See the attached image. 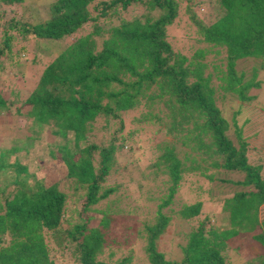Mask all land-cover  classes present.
Returning <instances> with one entry per match:
<instances>
[{
	"label": "trees",
	"instance_id": "1",
	"mask_svg": "<svg viewBox=\"0 0 264 264\" xmlns=\"http://www.w3.org/2000/svg\"><path fill=\"white\" fill-rule=\"evenodd\" d=\"M179 1L182 0H52L45 20L24 19L21 8H10L16 15L10 9L7 16L0 12V55L9 61L14 58V34L24 41L33 38L43 49H49L44 44H55L78 32L83 34L82 30L90 27L85 34L65 41L43 67L24 101L29 105L25 114H19L17 108L11 111V102L0 93V114L4 115L0 120L7 128L10 121L15 130H21L19 122H23L24 137L31 139L41 134L42 126L55 128L52 134L59 139L52 146L65 166V177L74 181L73 191L67 195L57 181L44 185L42 178L29 180L22 161L26 149L16 144L20 139L8 138L10 145L0 147V264H67L69 256L75 258L70 263L105 264L96 261L95 256L103 246L101 230L108 228L111 217L103 211L94 227H87L91 216L79 217L72 224L62 219L66 223L62 229L59 224L65 197H83L80 212H84L118 190L121 184L101 190L100 182L109 172L115 151L120 152L125 142L136 143L135 138L148 127L157 152L153 172L159 171L165 179L160 181L159 195L154 197L158 204L153 224L134 230L144 239L145 262L224 264L222 252L235 240L242 243L243 236L264 246L262 164L255 149L247 158V144L240 138L234 116L231 121L236 145L224 134L228 123L221 115L222 99L217 95L230 80L237 85L238 97L253 98L245 92L258 83L243 84L235 61L254 58L259 61L257 68H264V0H199L208 6L217 3L221 9L218 17L206 23L194 18L197 1L185 0V10L197 28L196 41L208 45L188 55L174 52L165 40ZM133 2L144 5L145 15L141 19L123 18L122 12ZM22 3L24 0H0V11L5 8L3 4ZM113 15L116 22L104 26ZM221 49L225 54L223 70L210 57ZM2 83L0 77V87ZM142 100L144 109L139 113V122L124 132L119 112L133 109ZM14 115L19 118L13 119ZM114 119L117 127L113 132L97 139L95 130L107 129ZM161 135L170 138L162 139ZM205 165L243 173L239 180L226 179L240 188L219 199L215 196V202L221 199L218 211L213 206L202 210L200 200L182 202L173 209L174 195L187 175L199 170L202 176L213 179L212 173L205 174ZM9 185L12 187L7 189ZM116 201L119 204L120 197L112 205ZM201 214L204 215L180 246V261L165 259L156 242L167 238L163 232L172 220ZM260 257L264 264V254ZM122 263L123 259L116 264Z\"/></svg>",
	"mask_w": 264,
	"mask_h": 264
},
{
	"label": "rangeland",
	"instance_id": "2",
	"mask_svg": "<svg viewBox=\"0 0 264 264\" xmlns=\"http://www.w3.org/2000/svg\"><path fill=\"white\" fill-rule=\"evenodd\" d=\"M51 1L24 0V3L20 5L3 4L5 8L0 12H3V15L7 16V9L18 8L20 10L21 8L20 15L22 18L45 20L48 17L47 5ZM193 1H197L193 7L195 20L206 23L213 21L221 13V9L217 3L208 6L203 1ZM179 2L175 18L170 26H167L165 40L174 52L188 55L189 52L194 51L196 48L208 45L196 41L195 38H198L197 28L193 22L194 20L192 21L189 17L190 13L188 14L185 10L186 1L182 0ZM10 10L14 11V9ZM145 11L144 5L139 2H133L123 11L124 13L122 12V17L125 19L133 17L141 19L145 15ZM14 13L16 15L17 12L14 11ZM114 22H116V19H114L113 15L105 22L104 26ZM89 29L88 25V28L82 30V33L85 34ZM83 34H79L78 32L62 41H57L55 44H44L49 46V49H43L42 45H39L33 38L24 41V39L16 36V34L13 35L16 37L13 39L14 45L12 46L14 58H11V61H9L7 60V56L0 55V66H2L0 67V77H3V86L0 87V93L7 102H11V111L17 108L19 114H25L29 105L24 103V101L27 94L35 86L37 77L40 75L43 67L50 62L51 58L58 52L65 41L70 42L71 39ZM21 46H23V49L20 48ZM224 56L225 54L222 49L217 54L212 55L211 53L210 56L213 59V64H217L222 70L225 67ZM208 59L206 58L207 61ZM213 64L210 65V70H212ZM257 66H259V61L254 58L235 61L237 73H242L243 84L258 83L256 88H249L245 92V95L252 96V99L238 97L237 85L230 80L226 89H219L217 95L222 99L219 102L221 103V115L228 123V129L224 134L231 140L233 145H236L234 127L231 121L232 116H234L235 123L240 128V138L247 144V158L249 159L252 149H255L254 153L257 154L258 160L261 161L262 169L260 176L262 178L264 177V68H257ZM217 83L218 81L214 79V85H217ZM143 109L142 100L133 109L119 112L124 132L128 128L136 127L135 125L139 122V113ZM1 116L4 115L0 114ZM15 116H13V119L19 118H14ZM7 120L9 119L7 118L6 122ZM1 122L0 120V147H8L10 143L7 144V141L10 137L20 139L16 144L26 149L22 161L24 160L27 166L28 179L33 181L42 178L44 185L57 181L60 186H64L63 190L66 191L67 195L70 194V191L74 187V181L65 177V166L60 159L58 151L53 147L55 146V141L59 139L58 136L52 134L55 128L42 126L41 134L39 133L40 135H37L35 139H31L24 137L26 132L23 128V122H19L21 130H15L10 121L7 123L9 128L6 127V124H3L4 122ZM116 122L117 119H114L111 122L112 125L108 124L107 129L95 130L96 138L100 139L101 134L113 132L112 130L117 127ZM99 125L100 121L96 123V127ZM160 126L162 127V124ZM144 131L145 133L140 132L138 134V138L134 137L137 140L136 143H131L132 146H130V143L125 142L120 152L115 151L114 157L111 160L112 164L109 166V172L100 182L101 190L107 186L121 184L118 190L110 193L95 204L88 206L89 209L84 212H80L84 201L83 197L75 199L73 196L71 198L66 196L63 211L60 214L59 226L64 229L67 222L68 224H72L78 221L79 217L87 218L88 216L92 218H89L87 221V227H94L97 225L99 217L103 215V211L107 212L108 216L111 217V222L107 229L101 230L103 231V246L101 251L95 256L96 261H102L105 264H116L121 259H123L122 264H147L142 250L145 243L144 239L141 237V234L138 235L135 231L144 229V224H153L152 217L158 204L154 197L159 195L160 188H158V185H160L161 180L165 179V175L160 174L159 171L153 172L152 163L157 154L156 150L152 147L155 142L150 140V135L152 136L150 127L145 128ZM161 138L169 139L170 137L168 135H161ZM195 158L197 159V155H195ZM205 167L207 168L205 174L212 173L213 179L210 180L202 176L198 172L199 170L195 171V175H187L176 195H174L173 209H178V205L182 202L191 203L200 200L202 201V210L213 209L211 208L213 206L218 211L221 199L215 202V196H218L219 199L225 193L227 195L240 188L227 182L226 179L239 180L242 178L243 173L224 171L220 168L214 170L206 165ZM151 171L152 173H150ZM7 174L12 175L11 172H7ZM141 179L147 180L143 181ZM140 181L142 187H140ZM11 187L9 185L7 189ZM119 197V204L116 201V205H112L114 200ZM107 204L108 206L110 205L109 212L106 210L108 208ZM135 206H139V209H135ZM262 207V213L264 214V204ZM115 209L118 211H114ZM166 211L165 209L163 210V212ZM203 215L188 219L174 218L172 220L168 230L163 232V234H167V238L157 240L156 242L157 249L165 259H170L176 263L180 261L182 257L180 246L185 244L188 231L195 227L197 221ZM62 219H66V223H62ZM241 242L235 240L232 245L225 248L222 252V255L226 258L224 264H262L260 255L264 254V246L258 245L259 242L257 241H250L245 236L241 238ZM72 258L74 257L69 256L67 264H75L73 262L70 263Z\"/></svg>",
	"mask_w": 264,
	"mask_h": 264
}]
</instances>
